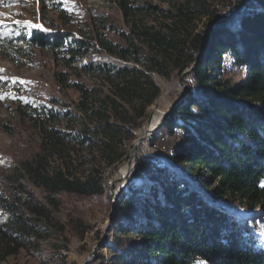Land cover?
I'll list each match as a JSON object with an SVG mask.
<instances>
[{
	"label": "trees",
	"instance_id": "trees-1",
	"mask_svg": "<svg viewBox=\"0 0 264 264\" xmlns=\"http://www.w3.org/2000/svg\"><path fill=\"white\" fill-rule=\"evenodd\" d=\"M117 2L124 16L130 17L134 8L127 0ZM222 15L198 2L169 12V22L160 27L134 22L135 36L124 34L128 48L102 39L110 53L125 62L131 58L135 66L102 63L88 68L105 76L113 97L94 96L87 85L75 84L83 121L71 110L31 106L22 110L27 117L44 119L39 126V152L22 163V178L28 176L51 199L58 194L102 197L106 191L102 173L93 170L84 178L63 169L51 173L50 159L66 160L73 148L80 147L96 150L111 171L126 162V148L161 94L151 74L169 79L190 68L202 41L198 22L208 18L213 23ZM21 42L57 51L66 48L71 54L69 65L90 51L85 41H68L65 35L48 36L43 31H35L30 39L23 36ZM13 43L0 46V51L10 57L7 49H17ZM205 49L192 75L190 95L156 134L167 131L174 136L178 129L187 133L188 144L173 159L196 183L179 178L173 167L164 164L143 186L129 188L131 194L121 200L125 214L120 231L131 240L120 257L125 264H264V248L245 222L251 217L240 220L227 212L229 206L260 209L264 217V0H249L235 16L219 22ZM226 56L235 66L246 68L245 79L235 84L220 80ZM63 120H77V128L51 125ZM20 187L27 191L25 184ZM201 189L211 191L222 208L212 206L198 192ZM0 208L5 213L0 215V241L24 247L25 241L41 237L42 219L48 218L44 207L32 210L33 218L18 202L0 195Z\"/></svg>",
	"mask_w": 264,
	"mask_h": 264
},
{
	"label": "rangeland",
	"instance_id": "rangeland-1",
	"mask_svg": "<svg viewBox=\"0 0 264 264\" xmlns=\"http://www.w3.org/2000/svg\"><path fill=\"white\" fill-rule=\"evenodd\" d=\"M242 1L127 0L128 5L134 8L127 18L117 0L0 2V46L4 48L6 43L14 42L13 45L17 48L14 52L7 49L10 57L6 56L4 50L0 51V69L4 70L0 72V96L3 97L0 98V195L9 201L18 202L33 218L35 216L31 214L32 210L42 207L47 210L48 216L42 219L41 237L25 241L24 247L0 241V264H82L94 250L97 257L91 264H125L120 257L124 249L131 244V240L120 231L122 216L125 214L121 200L131 186H143V182L164 164L173 167L179 178L190 179L196 183L194 176H188L173 159L177 150L188 144L187 133L178 129L172 136L164 131L158 137L156 133L153 138L147 139L140 147L133 180L116 197L112 194V182L126 162L111 171L96 150L71 148V157L66 160L50 159L49 171L52 173L63 169L66 173L84 178L91 171L97 170L103 175L105 194L91 198L58 194L51 199V195L34 186L28 176L23 179L20 175L22 163L33 159L39 152V126L43 123L41 120H44L27 117L22 110H27L29 106L38 109L71 110L77 120L83 121L77 111L80 92L75 84L87 85L94 96L113 97L111 85L105 76L89 72L88 68L102 63L135 66L131 58L125 62L116 54L110 53L101 44L102 39L111 41L117 48H128L130 43L124 34L135 36L132 32L134 22L138 26L160 27L169 22L166 19L169 12H175L179 7H194L198 2L209 5L212 10L223 14V17L238 8L241 10L249 0L240 6ZM17 21H30L42 25L48 31L35 27L27 28L16 23ZM198 23V32L202 34V38L205 36L198 47V51L202 48L203 57L208 35L218 23L212 27L214 22H210L208 18ZM35 31H43L48 36L65 35L68 41H85L90 45V51L69 65L71 54L66 48L57 51L35 45H23L22 37L27 36L30 39ZM132 41L139 45L137 39ZM17 50L21 52L15 53ZM222 69L220 80L223 83L235 84L246 77V68L235 66L229 56L225 57ZM181 75L182 73L175 72L166 79L158 74H151L153 81L161 89V94L149 107L147 119L136 130V139L126 148L129 157L135 142L143 136L151 115L155 112H166L184 93L179 81ZM192 75L183 80L189 93L180 105L187 100L191 89L194 88ZM77 120L53 121L51 125L71 130L73 127L77 128ZM22 183L27 191L20 187ZM198 192L210 200L212 206L220 207L211 191L201 189ZM227 212L240 220H246L250 216V220L245 222L250 223L254 236L264 248V238L259 235L260 232L264 234V217L260 209L242 210L229 206ZM2 213L5 215L0 208V215Z\"/></svg>",
	"mask_w": 264,
	"mask_h": 264
},
{
	"label": "water",
	"instance_id": "water-1",
	"mask_svg": "<svg viewBox=\"0 0 264 264\" xmlns=\"http://www.w3.org/2000/svg\"><path fill=\"white\" fill-rule=\"evenodd\" d=\"M247 1H248V0H243L240 6H243V5L245 4V2H247ZM239 10H240V9L238 8L235 12H232V13H230V14H228V15H225V16H223V17H221V18H218L216 21H214V23H213L211 26L214 27L217 23H219V22L225 20L226 18H230V17L234 16V15L236 14V12H238ZM204 38H205V36H204L202 39H204ZM201 58H202V48L200 47V48H199V51H198V54H197V58H196L195 63H194L190 68L186 69V70L182 73V75L180 76L179 81H180V85L184 88V93L181 95V97H180L176 102H174V103L168 108V110H167L166 112L163 113L162 118H161V121L159 122L157 128H156L152 133L149 134V137H148V138H153V137L155 136V134H156V133L160 130V128L162 127L163 123H164V122H165V121H166V120H167V119L173 114V112L179 107L180 103H181L182 101L185 100L186 96H187L188 93H189V90H188V88L184 85L183 80H184L185 78H187L189 75H191V74L194 73V71H195V69H196L198 63L200 62ZM142 142H143V139H140V138L137 140V142H135L134 147H133V149H132V153H131L129 159L126 161L125 164H128V165H129V163H130L133 159H135V164H137V161H138V158H137V157H138V155H139V150H140L139 148H140V145H141ZM134 174H135V173H134ZM133 178H134V177H133ZM133 178L130 179V180H128V182H127L126 184H128L129 182H131V181L133 180ZM112 190H113V191H112V194H113V196H114V192H115L114 187H112ZM96 257H97V256H96V250H94L93 253H92V255H91L90 257H88V258H87L82 264H91V263H93V262L96 260Z\"/></svg>",
	"mask_w": 264,
	"mask_h": 264
},
{
	"label": "bare ground",
	"instance_id": "bare-ground-1",
	"mask_svg": "<svg viewBox=\"0 0 264 264\" xmlns=\"http://www.w3.org/2000/svg\"><path fill=\"white\" fill-rule=\"evenodd\" d=\"M163 113L161 112H155L153 115H151L150 120L148 121L146 127H145V132L143 136L140 139H143V142L141 145L149 139V134L152 133L158 126L159 122L161 121ZM137 142V141H136ZM140 145V147H141ZM140 149V148H139ZM139 157V155H138ZM137 157V158H138ZM137 168V164H135V159H133L129 165L124 164L120 169L117 175L114 177L112 186L114 187V196L116 197L127 185L126 183L128 180L132 179L135 173V169ZM121 183V184H120ZM261 237L264 238V234L261 232L259 233Z\"/></svg>",
	"mask_w": 264,
	"mask_h": 264
},
{
	"label": "snow or ice",
	"instance_id": "snow-or-ice-1",
	"mask_svg": "<svg viewBox=\"0 0 264 264\" xmlns=\"http://www.w3.org/2000/svg\"><path fill=\"white\" fill-rule=\"evenodd\" d=\"M0 2H2V0H0ZM17 2H19V0H17ZM25 2H27V0H25ZM37 3H39V0H37ZM16 23L18 24H22L24 27H27V28H39L41 30H44V31H48V29H44L42 25H37V24H33L32 22L30 21H17ZM4 71L3 69H0V72ZM15 82V81H14ZM22 83H24L22 81ZM0 98H3L2 96H0Z\"/></svg>",
	"mask_w": 264,
	"mask_h": 264
}]
</instances>
